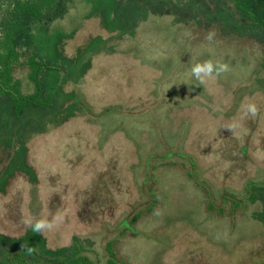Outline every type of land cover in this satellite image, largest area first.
<instances>
[{"label": "rangeland", "instance_id": "obj_1", "mask_svg": "<svg viewBox=\"0 0 264 264\" xmlns=\"http://www.w3.org/2000/svg\"><path fill=\"white\" fill-rule=\"evenodd\" d=\"M28 1L0 0V41ZM229 9L59 0L22 20L21 91L31 56L54 68L46 106L0 96V264H264V32ZM207 60L228 71L201 83Z\"/></svg>", "mask_w": 264, "mask_h": 264}, {"label": "trees", "instance_id": "obj_2", "mask_svg": "<svg viewBox=\"0 0 264 264\" xmlns=\"http://www.w3.org/2000/svg\"><path fill=\"white\" fill-rule=\"evenodd\" d=\"M230 12L242 20V29L264 32V0H223ZM59 0H32L20 3L15 8L14 20L7 26L4 38L0 41V96L7 98L16 115L26 108L46 106L47 101L40 96L39 79L47 70L54 68L31 56L26 66L30 69L29 79L35 86L34 94H24L16 70L21 66L18 40L26 30L21 24L26 17L44 19L49 12L57 9ZM264 64V62H263Z\"/></svg>", "mask_w": 264, "mask_h": 264}, {"label": "clouds", "instance_id": "obj_3", "mask_svg": "<svg viewBox=\"0 0 264 264\" xmlns=\"http://www.w3.org/2000/svg\"><path fill=\"white\" fill-rule=\"evenodd\" d=\"M213 35V33H209L208 39H211ZM226 71H228L227 64L221 63L219 61L213 62L212 60L196 63L191 68L192 75L201 83H204L206 79L212 78L214 75L219 76ZM241 107L245 111V114H250L252 116L257 115L258 108L254 103H242ZM232 127H234V125ZM27 223H31V221H28ZM55 223V217L51 221L45 219L36 221L35 224L32 225L33 231L36 233H42L46 230L50 231L55 226ZM28 250L31 251V249Z\"/></svg>", "mask_w": 264, "mask_h": 264}, {"label": "flooded vegetation", "instance_id": "obj_4", "mask_svg": "<svg viewBox=\"0 0 264 264\" xmlns=\"http://www.w3.org/2000/svg\"><path fill=\"white\" fill-rule=\"evenodd\" d=\"M248 150H249V147H243L241 151H242V153H248Z\"/></svg>", "mask_w": 264, "mask_h": 264}]
</instances>
